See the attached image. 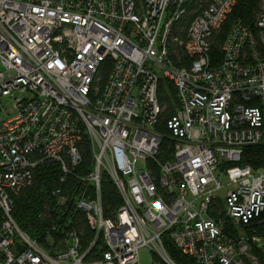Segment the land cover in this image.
I'll return each mask as SVG.
<instances>
[{"label": "built area", "instance_id": "1", "mask_svg": "<svg viewBox=\"0 0 264 264\" xmlns=\"http://www.w3.org/2000/svg\"><path fill=\"white\" fill-rule=\"evenodd\" d=\"M194 1L0 0V264H139L143 248L170 259L165 235L199 264H257L249 240L231 238L224 226L264 212V168H233L245 147L264 145V7L256 29L232 26L213 67L210 39L235 0H212L181 40L177 24ZM174 44L190 67L175 65ZM161 79L179 101L164 161L155 129ZM83 133L92 169L70 202L94 239L82 248L71 231L51 253L15 220L12 194L46 158L67 171L68 153L78 165ZM104 173L122 196L113 218L104 216ZM219 200L225 217L211 215Z\"/></svg>", "mask_w": 264, "mask_h": 264}, {"label": "trees", "instance_id": "2", "mask_svg": "<svg viewBox=\"0 0 264 264\" xmlns=\"http://www.w3.org/2000/svg\"><path fill=\"white\" fill-rule=\"evenodd\" d=\"M212 0H196L187 14L178 22L176 33L181 40L185 39L186 30L195 14L205 8ZM264 7V0H235L231 12L218 30L211 37V49L209 52L211 66H217L222 60V45L225 42L232 26L241 22L249 28L256 29L259 14ZM171 57L178 67H190L191 59L180 44H174ZM264 55V51H263ZM110 69V63L102 68L101 82ZM158 98L163 107L160 119L156 124V131L164 136L159 157L168 160L174 149V141L170 136L168 121L176 113L179 106L177 92L174 84L167 79H161L158 87ZM79 141V152L81 160L74 165L68 153L64 154L67 171L63 165L55 159H44L34 169L29 183L21 186L17 192L12 194V214L19 226L33 236L38 243L51 253L56 248H61V243L68 240V233L76 231L79 235L82 248H88L94 239V232L90 227L86 214L77 210L73 205L72 193L81 189V177L92 169V152L88 135L82 134ZM247 165L253 169L264 168V145L247 146L244 149V157L240 164L234 169ZM153 171L157 177L158 169L152 164ZM57 190H60L59 192ZM60 196L69 197L65 204H60ZM101 196L103 200L104 216L113 218L118 207L122 204V196L118 192L110 177L104 173L101 182ZM69 202V203H68ZM215 210L211 215H222L225 217L224 204L219 200L215 204ZM1 216V213H0ZM224 231L233 238L244 237L249 240L250 251L256 257L257 264H264V212L254 217L248 224L236 227L232 221L225 219ZM262 240V245L254 243L252 238ZM164 243L171 261L174 264H199L190 255L179 250L169 239L164 236ZM99 248L93 249L94 256ZM94 254V255H93ZM155 264H168L157 254L153 253Z\"/></svg>", "mask_w": 264, "mask_h": 264}, {"label": "rangeland", "instance_id": "3", "mask_svg": "<svg viewBox=\"0 0 264 264\" xmlns=\"http://www.w3.org/2000/svg\"><path fill=\"white\" fill-rule=\"evenodd\" d=\"M3 70V67L2 65L0 64V71ZM12 105V102H9L8 101V106L10 107ZM220 195H224L225 194V190H221L219 192ZM139 264H155L154 263V260H153V252L148 249V248H143L141 251H140V254H139ZM160 257V256H159ZM162 258V260H164L165 262L167 260H171L169 258H165V257H160Z\"/></svg>", "mask_w": 264, "mask_h": 264}, {"label": "water", "instance_id": "4", "mask_svg": "<svg viewBox=\"0 0 264 264\" xmlns=\"http://www.w3.org/2000/svg\"><path fill=\"white\" fill-rule=\"evenodd\" d=\"M168 264H171V263H168Z\"/></svg>", "mask_w": 264, "mask_h": 264}]
</instances>
